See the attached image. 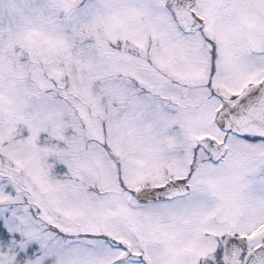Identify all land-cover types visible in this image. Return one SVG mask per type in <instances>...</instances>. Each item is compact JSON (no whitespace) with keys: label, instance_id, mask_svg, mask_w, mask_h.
I'll list each match as a JSON object with an SVG mask.
<instances>
[{"label":"snow or ice","instance_id":"snow-or-ice-1","mask_svg":"<svg viewBox=\"0 0 264 264\" xmlns=\"http://www.w3.org/2000/svg\"><path fill=\"white\" fill-rule=\"evenodd\" d=\"M0 264H264V0H0Z\"/></svg>","mask_w":264,"mask_h":264}]
</instances>
